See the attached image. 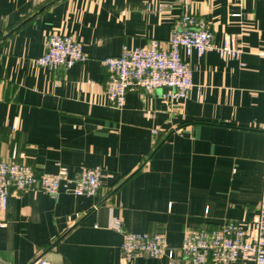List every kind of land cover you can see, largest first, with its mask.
<instances>
[{"label":"crops","instance_id":"1","mask_svg":"<svg viewBox=\"0 0 264 264\" xmlns=\"http://www.w3.org/2000/svg\"><path fill=\"white\" fill-rule=\"evenodd\" d=\"M183 14L236 38L238 59L186 56L193 88L128 92L114 107L102 64L152 38L167 48ZM73 33L87 59L51 70L36 60L50 34ZM264 0H0V162L74 178L100 167L94 196L12 188L0 264H120L123 230L184 234L258 213L264 187ZM130 264H168L167 256ZM244 264H253L246 262Z\"/></svg>","mask_w":264,"mask_h":264},{"label":"built area","instance_id":"2","mask_svg":"<svg viewBox=\"0 0 264 264\" xmlns=\"http://www.w3.org/2000/svg\"><path fill=\"white\" fill-rule=\"evenodd\" d=\"M210 51L232 59H238L242 53L235 37L229 36L218 44L209 21L183 14L167 48L152 38L143 47L125 48L119 56L102 59L109 72L108 98L116 108L125 104L128 92L138 89L147 92L165 90L162 94L165 100L186 99L194 85L186 56L195 52L201 57ZM86 59L83 44L73 33L57 32L48 36L45 52L36 62L57 70L71 68ZM259 129L264 131V123ZM102 177L100 167H84L74 178H66L60 173H37L31 165L18 161L14 153L10 160L0 162V227L4 226L2 216L12 188L39 190L56 199L63 193L94 196L100 189ZM111 226L123 233V261L120 264H130L140 256L155 259L167 256L168 264H264V187L259 211L252 220L246 224L229 220L213 227L191 229L184 234L178 248L170 246L160 233L123 230L118 219H114ZM29 264L53 263L38 258Z\"/></svg>","mask_w":264,"mask_h":264}]
</instances>
